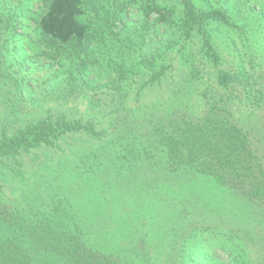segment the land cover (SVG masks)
<instances>
[{"label": "trees", "instance_id": "trees-1", "mask_svg": "<svg viewBox=\"0 0 264 264\" xmlns=\"http://www.w3.org/2000/svg\"><path fill=\"white\" fill-rule=\"evenodd\" d=\"M170 1H142L137 26L129 16L136 0L114 5L42 0L37 42L42 53L64 67L52 78L51 90L78 95L83 87L96 88L101 73L95 71L102 60L107 74L116 73V82L111 76L115 84L129 83L126 73L139 68L147 76L141 74L138 92L155 84L165 87L162 101L149 107L159 113L141 120L143 125L135 121L147 107H120L121 101L112 110L111 130L100 129L93 117L53 108L23 112L19 93L31 79L10 66L0 67V264H150L159 262L161 253H168L172 264H195L197 253L200 264H217L219 252L225 257L219 264H248L235 228L216 225L213 217L226 211L218 221L236 222L243 206L239 197L264 206V152L238 123L237 103L229 94L226 100L208 98L199 114L191 101L194 79L200 78L190 59L191 44L198 39L203 57L219 63L213 32L233 28L234 4L226 0V7H203L202 0ZM116 20L122 25L119 32ZM5 23L12 24L9 16ZM150 25L167 33L166 44L153 50L146 43ZM178 45L175 51L188 70L173 62L171 51ZM142 47L148 50L144 53ZM131 50L132 62L126 63ZM235 82L243 85L248 99V77L239 80L227 70L216 74V84L226 90ZM255 98L258 104L261 97ZM130 123L147 127V134L138 137ZM78 134L85 136L78 139L81 148L72 146L55 160L48 149L61 148L68 136ZM102 138L108 139L101 143ZM138 216L148 220L139 222ZM115 221L119 225L113 233ZM204 235L214 237L211 253L196 248ZM124 239L142 242L145 259L136 248H123Z\"/></svg>", "mask_w": 264, "mask_h": 264}, {"label": "rangeland", "instance_id": "rangeland-1", "mask_svg": "<svg viewBox=\"0 0 264 264\" xmlns=\"http://www.w3.org/2000/svg\"><path fill=\"white\" fill-rule=\"evenodd\" d=\"M122 1L128 0H100L104 4H117ZM142 1L144 0H136L133 3V10L129 12L130 19L132 22L135 21L137 26L140 25L136 20L140 18L138 8ZM163 1L159 0V2ZM238 1L232 0L234 7L232 6L231 10L234 11L233 20L235 21L233 28L213 32V38L220 54L219 63L214 65L203 57L202 52L197 50L199 49L198 39H195L191 44L193 55L190 59L200 72L197 75L200 78L194 79L196 86L194 87L191 101L196 114H199L207 108L205 101L208 98L217 99L222 97L223 100H226V93L229 94L237 103L235 114L238 123L249 132L252 143L258 146L259 151L264 152V0H242L240 4ZM170 2L173 3V1ZM202 2L203 5H201L203 7H208V5L209 7L211 5L216 7L224 5L226 7V0H202ZM41 4L42 0H0V17L3 19L0 23V67L3 69L10 66L11 69L17 70L19 75H27L31 79L29 86H27L28 88L20 89L19 93L24 103L23 112L38 113L44 112L48 108H53L55 111L67 112L74 117L82 116L84 119H92L93 117L100 129L107 128L109 130H111V126L109 125L110 118L113 119L111 116L114 115V111L112 110L121 101L123 105H120V107L126 106L129 108L131 106L135 108L138 104L147 107V113L139 116L135 122L141 123V120H143L145 123L147 122V118L152 115L151 113H159L157 110L151 111L149 107L157 102V99L162 101L163 96L161 91L162 87H165V84L161 87L155 86V84L138 92L141 80L143 79L141 74L147 76L139 68H132L134 71L126 73L129 83L117 82L115 84L117 75L115 72L111 74L106 73L108 67H105L106 62L104 60L98 65L99 70L95 71L97 74L101 73V78L96 88L87 89L83 87L81 88L82 90H79L78 95L76 93L63 95L61 91H65L64 89L51 90L49 84L52 78L61 74L64 67L60 66L47 53H42V49L37 42L38 32L35 26L41 10ZM8 16L12 24L7 26L5 18ZM120 23L119 20H116V27L114 29L116 28L117 32H119L120 26H122ZM119 36H122V33ZM166 38L167 33L164 28H156L150 25V28L147 30L146 43L151 50L166 44ZM145 46L148 48L147 45ZM146 47H142L141 51L144 52L149 49ZM178 47L179 45L171 51L172 54L173 52L175 54L173 62L175 65L183 64V68L188 70L189 66L187 65L189 64L186 60L185 63H182L183 60L178 57L180 53L175 51ZM133 53V50H131L126 63L132 62ZM116 57L120 59L117 55ZM135 58L138 57L136 56ZM104 68H107V70L105 71ZM226 70L232 74H237L239 80L242 76L248 77L249 84L245 86L248 89L251 88L252 94L256 96L255 100L261 97L258 104L253 101L252 94H248L249 98L247 99V95L244 92L246 90L242 89L244 88L242 84H236L237 82H235L227 90L216 84L217 72ZM111 76L114 78V82ZM34 79L38 81L42 79L40 81L41 85H37L39 83L35 82ZM243 81L245 82L244 79ZM257 90H262L263 93L259 94ZM205 92L206 94H204ZM239 100H241L240 103L238 102ZM2 107V98L0 97V114L3 111ZM156 107L159 108V103H156ZM134 124L138 125L139 123ZM134 124L130 123L129 126L138 130V137L146 132L147 127L142 128V123V125L140 124L141 127H136ZM81 138H85V136L81 134L68 136L59 145L61 148L48 150L54 153L53 157L56 160L59 156L58 154L70 153V147L72 146L78 145L81 148L82 143H77L78 139ZM108 138H102L101 143H104ZM123 141L127 142L129 140L125 138ZM93 142L98 143L99 141ZM113 144L118 145L119 141L114 139ZM239 201L243 206L240 207L242 213L234 217L236 222L231 220V222L227 221L228 223H226L225 218H221V221H218L220 217L226 216V211L222 213L218 212L213 219L216 225L220 224L226 228L227 224V227L235 228L248 254V264H264V206L253 204L244 197H239ZM136 220L145 222L148 218L138 216ZM116 224L119 225V221H115V224H113V233L117 232ZM184 230L181 231V238H183ZM187 235L188 232L184 236ZM202 239L199 246L196 247L197 250L199 247L205 253H211L215 250L212 243L214 239L213 235L209 237L204 235ZM121 245L123 248H136L139 252V257L145 259V256L142 254V250L144 249L141 247L142 242L139 245H134L128 239H124ZM139 246L141 249H137ZM160 251L162 250L160 249ZM219 254L220 256H218L225 260L224 254L222 252H219ZM197 255L198 253L193 256V260L195 264H200ZM156 258L159 262L153 263L150 261V264H172L171 262L173 261L168 253H161ZM220 258L216 257L217 264L220 263ZM181 259L182 257L179 255L176 262H179Z\"/></svg>", "mask_w": 264, "mask_h": 264}]
</instances>
